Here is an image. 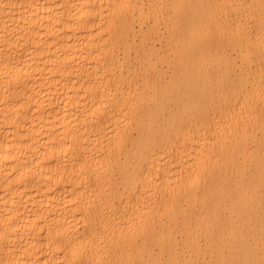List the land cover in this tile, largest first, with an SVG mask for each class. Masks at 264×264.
Here are the masks:
<instances>
[{"label": "bare ground", "instance_id": "1", "mask_svg": "<svg viewBox=\"0 0 264 264\" xmlns=\"http://www.w3.org/2000/svg\"><path fill=\"white\" fill-rule=\"evenodd\" d=\"M0 264H264V0H0Z\"/></svg>", "mask_w": 264, "mask_h": 264}]
</instances>
